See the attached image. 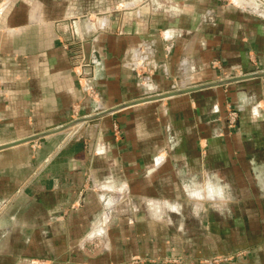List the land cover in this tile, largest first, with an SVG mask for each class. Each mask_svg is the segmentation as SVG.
<instances>
[{"label": "crops", "instance_id": "0c3cea01", "mask_svg": "<svg viewBox=\"0 0 264 264\" xmlns=\"http://www.w3.org/2000/svg\"><path fill=\"white\" fill-rule=\"evenodd\" d=\"M262 6L0 0V264H264Z\"/></svg>", "mask_w": 264, "mask_h": 264}, {"label": "water", "instance_id": "95a60500", "mask_svg": "<svg viewBox=\"0 0 264 264\" xmlns=\"http://www.w3.org/2000/svg\"><path fill=\"white\" fill-rule=\"evenodd\" d=\"M259 76H264V70L259 71V72H253V73L244 74L242 76H234V77H231V78H228V79H225V80H220V81H217V82H211V83L203 84V85H200V86H195L194 88H186V89L174 90L172 92H167V93H164V94H158L156 96H151L149 98H145V99H142V100H137V101L131 102V103H136V102H140V101L148 100V99L163 98V97H167V96H170V95H173V94H176V93L187 92V91H190L192 89L200 88V87H204V86H208V85H221V84H225V83H229V82H233V81H238V80H242V79H246V78H252V77H259ZM125 105H128V104H123V105H120V106H117V107H113V108L104 110L102 112H98V113L90 115V116L80 117V118L75 119V120H73L71 122L63 124V125H61V126H59L57 128H54L52 130H48L46 132H42L40 134H35V135L29 136L27 138H22L20 140H16L14 142H9V143H6V144H0V149L6 148V147H9V146L18 144V143H22V142H25V141H29L31 139L38 138V137H41L43 135H47V134H49L51 132H57V131H61V130H66V129H69L70 127H72L75 124H79V123H82V122H85V121H92V120H94L96 118H99L100 116H103V115L111 113V112H113V111H115L117 109H120L121 107H123Z\"/></svg>", "mask_w": 264, "mask_h": 264}, {"label": "built area", "instance_id": "2783aa9c", "mask_svg": "<svg viewBox=\"0 0 264 264\" xmlns=\"http://www.w3.org/2000/svg\"><path fill=\"white\" fill-rule=\"evenodd\" d=\"M83 65L86 66V65H88V63L85 62V63H83ZM90 115H92V114H86V115L76 114V116H75L76 118H74V119H78L80 117L90 116ZM227 122H228V125L230 128H235L238 125V123H239V111L237 108H235L233 106L229 107L228 112H227ZM81 124L82 123L75 124L72 127H70L69 129H71V130H70L69 134H71L72 136L77 134L81 128Z\"/></svg>", "mask_w": 264, "mask_h": 264}, {"label": "rangeland", "instance_id": "374dc122", "mask_svg": "<svg viewBox=\"0 0 264 264\" xmlns=\"http://www.w3.org/2000/svg\"><path fill=\"white\" fill-rule=\"evenodd\" d=\"M261 2L262 5H264V0H259ZM264 8V6H262ZM221 211L225 212L224 209H222ZM222 212V213H223ZM189 227H193L192 225H190Z\"/></svg>", "mask_w": 264, "mask_h": 264}, {"label": "bare ground", "instance_id": "6f19581e", "mask_svg": "<svg viewBox=\"0 0 264 264\" xmlns=\"http://www.w3.org/2000/svg\"><path fill=\"white\" fill-rule=\"evenodd\" d=\"M256 2V1H255Z\"/></svg>", "mask_w": 264, "mask_h": 264}]
</instances>
